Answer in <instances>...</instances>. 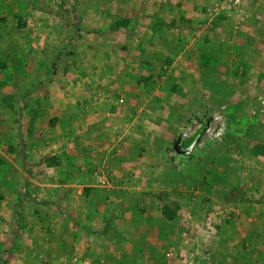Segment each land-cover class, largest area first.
I'll return each instance as SVG.
<instances>
[{"label": "rangeland", "instance_id": "rangeland-1", "mask_svg": "<svg viewBox=\"0 0 264 264\" xmlns=\"http://www.w3.org/2000/svg\"><path fill=\"white\" fill-rule=\"evenodd\" d=\"M165 1L0 0V56L11 54L26 70L12 88L19 94L39 89L41 77H52L56 66L63 78L53 85L74 102L76 126L85 113L91 126L86 131H101L93 133L108 140L104 152L98 140L96 148L89 145L83 153L86 144L76 152L94 181L83 196L89 221L78 220L87 231L73 226V233L91 242L123 239L133 250L135 235L125 226L136 224L134 233L146 234L145 241H166L163 250L165 256L175 254L169 256L176 258L173 264H198L204 231L205 236L214 233L213 220L219 225L239 206L243 213L248 203L264 204V0ZM154 10L173 31L165 32L149 16L134 15ZM147 21L150 27L145 23V30L137 29ZM201 56L220 64L204 66ZM75 64V74L65 78ZM6 72L0 71L5 88ZM9 122L0 119V129L10 137L14 133L5 125L16 126ZM10 140L15 145L14 138L4 139ZM72 147H79L77 141ZM40 148L30 151L37 157ZM44 160L48 167L62 162L59 154ZM28 171L31 186L25 196L15 171L8 188L13 195H0V264H19V252L32 248L35 256H43L34 246L43 236H59V227L46 225L47 215L41 213V198L46 199L41 159ZM5 187L0 183V193ZM230 189L246 200H225ZM150 249L139 248L146 258L126 259V264H149L155 252ZM43 260L36 258L39 264Z\"/></svg>", "mask_w": 264, "mask_h": 264}, {"label": "crops", "instance_id": "crops-1", "mask_svg": "<svg viewBox=\"0 0 264 264\" xmlns=\"http://www.w3.org/2000/svg\"><path fill=\"white\" fill-rule=\"evenodd\" d=\"M165 2L167 5V2L171 1L166 0ZM162 14L159 10H154L152 12L135 11L134 15L139 19L153 18L157 22V26L160 24L161 29L165 30V32L166 30L173 31V28L168 26L167 18H162ZM165 15L169 16V13L165 11ZM149 22H141L144 27L138 25L137 29L139 28L140 31L145 30L146 26L150 27ZM145 23H147L146 26ZM0 60L4 63V65H0V69L5 68L0 71L6 72L8 70L5 75L7 76L6 82H9V84H6L7 89L2 84L0 85V119L6 122L10 120L9 123H15L16 126L15 130L11 128L12 125H5L14 133L10 137L9 135L5 136V127L0 129V135H2L0 136V153L3 155L0 162L5 159L4 163L6 166V171L1 170L0 175V183L6 186V191L5 193H0V195H13L8 192V188L13 187L14 177L12 173L15 171L19 177H22L21 194L25 196L27 194V186H31L30 173H28L30 171L28 170L36 167L41 159V190L43 191V196L46 197V199L41 198V213L47 215L48 224L46 225L50 224L51 226L59 227V230L56 229L59 234L58 237L43 236V240L39 241L37 246H34L36 252L40 250L43 256L37 257L33 248L28 249V251L19 252L21 253L17 256L19 264H39L36 258L39 260L45 259L43 260L44 262L47 259H53L50 264H63L62 260L64 259H68L70 264H111L112 262H114L113 264H120L121 259L125 261H123L125 264L126 259L135 263L137 260L146 258V256H142L143 252L140 253V251L150 246L151 252L155 251L154 254L156 255L153 253H151L153 254L152 256L149 255V264L177 263L175 262L176 258L172 259L169 257L175 256L171 251L169 256L167 254L165 256L163 250L166 244L165 240L152 241V243H149L151 241H145L143 235L146 234H138L141 236L139 237L134 233L136 228H138L136 224L133 225L135 227L125 226L131 235H135L133 236V250L131 249L132 245L124 242L123 239L91 242L93 241L91 238L77 236L75 231L73 233L71 230L73 226L80 228L83 233L87 231L86 226L78 220L82 218L83 222L89 221V204L84 203L83 196L94 181V176L87 171L88 167L85 166L76 152H80L81 148L86 146V144L88 146L83 149V153H85V149L89 148V145H92L91 148H96L97 140L101 147L100 152H104V149L109 148L107 147L108 140L106 138L104 140L101 138L102 136L94 134L99 133L100 135V133H103L101 131H86L91 126H87L88 119L85 113L83 114L84 118L80 119L81 126H76L77 119L74 114L77 112L72 107L74 102L70 99H65L68 96H64V92L55 89V85H53L55 82L62 81L60 79L63 78V76H57L56 66H52L54 70L52 77L49 79H46L45 76L41 77V87L39 89L19 94L12 88L17 83L16 81L26 77V70L21 67L22 65L17 64L15 57L13 58L11 54L0 56ZM201 62L204 65L202 56ZM212 63L213 60H210L207 66H213ZM216 63L217 66L220 64L219 61H216ZM65 68H62V70H65ZM73 68H76V64L70 66V70L64 72L65 78H68V74H72ZM73 74L75 73L73 72ZM12 118L14 120H11ZM31 120L33 126H31ZM108 126L109 124H107L105 130L106 134L110 132ZM31 128L33 129V134L31 133ZM40 128L41 133L38 132ZM78 129H81V132H78ZM75 130H77L76 133ZM36 136L38 139L41 136V142L38 141L41 146L36 144L38 140ZM11 138H14L15 145H13L14 143L11 144V140L10 143H5L4 139ZM75 141H77L79 147L73 149L74 147L72 146H74ZM34 145L41 147L39 149V152H41L40 156L36 157L30 151V147L32 148ZM15 147H17L16 150L12 152L11 149ZM3 149L9 151L11 155L4 154L2 152ZM105 153L106 157L107 155L109 156L107 151ZM52 154H59L62 161L60 166L48 167L47 164L42 163V161H45L46 156ZM26 172L27 175H25ZM252 206L257 208L255 212H253V209L252 211L250 210ZM259 206L263 208L258 209ZM238 208H240L239 212L229 221H220L221 223L218 225L216 220H213L215 222L213 234L209 232L205 236L206 230L204 231L203 259H200L201 261L198 264H264V204L257 202L248 203L246 208L243 209V213L241 212V206ZM257 210L261 211L260 215L257 214L259 213ZM64 211L68 212V214H64ZM63 226L69 228V236H67V229H63ZM144 228L149 232L147 224ZM150 228H154V225ZM137 238L141 239L138 241ZM67 246L69 249H67ZM118 248L123 251L120 253ZM131 251H134V253H131ZM43 261H41V264Z\"/></svg>", "mask_w": 264, "mask_h": 264}, {"label": "trees", "instance_id": "trees-1", "mask_svg": "<svg viewBox=\"0 0 264 264\" xmlns=\"http://www.w3.org/2000/svg\"><path fill=\"white\" fill-rule=\"evenodd\" d=\"M202 58L204 59V65L205 66L209 65L211 59H208L205 56H202ZM215 63H216V60H213V63L212 64H213L214 67L217 66V63L216 64ZM172 91H173V93H177V91H178V89H176L175 84L172 85ZM155 100H157V99H155ZM188 141H190V140H188ZM188 141L187 142L185 141V142L186 143H189ZM179 153L180 154H184L182 151H179ZM194 156H195L194 153H189L188 154V157L189 158L194 157ZM225 200H228V201H233V200H238L239 201V200H242V201H244V200H246V198H243L242 194L240 192H238L236 189H230L229 192L225 195ZM257 203H259V202H257Z\"/></svg>", "mask_w": 264, "mask_h": 264}]
</instances>
